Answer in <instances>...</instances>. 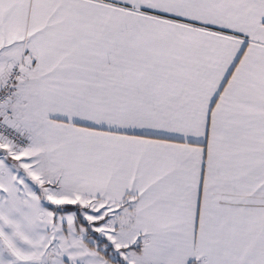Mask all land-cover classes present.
<instances>
[{
	"label": "snow or ice",
	"instance_id": "6c2138e0",
	"mask_svg": "<svg viewBox=\"0 0 264 264\" xmlns=\"http://www.w3.org/2000/svg\"><path fill=\"white\" fill-rule=\"evenodd\" d=\"M0 264H264V0H0Z\"/></svg>",
	"mask_w": 264,
	"mask_h": 264
}]
</instances>
